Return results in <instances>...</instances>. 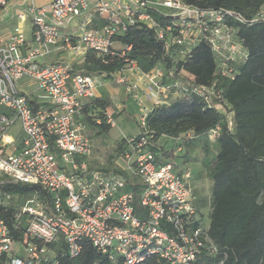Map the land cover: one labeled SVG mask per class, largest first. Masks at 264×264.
Returning <instances> with one entry per match:
<instances>
[{
    "label": "built area",
    "instance_id": "2783aa9c",
    "mask_svg": "<svg viewBox=\"0 0 264 264\" xmlns=\"http://www.w3.org/2000/svg\"><path fill=\"white\" fill-rule=\"evenodd\" d=\"M190 1L51 0L38 5L37 0H0V10L9 4L15 7L12 32L0 42V108L9 111L0 115V185H39L53 200L51 212L37 195L21 207L17 213L25 228L21 242L12 238L6 222L0 220V258L7 257L10 264L46 263L50 245L60 236L72 257L79 256L81 242L88 241L119 264H144L153 255L170 264H195L202 254H218L208 231L209 207L196 206L195 176L180 156L184 147H178L172 158L158 160L146 139L137 142L134 137L127 139L128 149L119 157L123 173L92 165L94 146L85 133L82 110L96 98L99 77L75 68L89 51L124 58L131 46L121 45L116 38L142 25L154 30L169 52L177 46L185 55L207 40L223 74L232 76L230 63L243 60L246 53L225 18L244 19L231 11L202 9ZM155 13L166 18L164 24L154 18ZM96 19L107 24L91 28ZM257 20L264 21V6L252 21ZM56 53L62 58L46 62ZM126 61V68L114 77L124 83L123 73L137 70L133 86L141 88L138 123L144 129L152 107L169 104L179 93L173 89H183L192 78L182 71L175 79V73L163 66L144 73ZM26 89H34L35 96ZM197 91L207 93L216 108H224L213 102L211 89ZM233 117V112L228 113L230 128ZM105 118L107 125L116 127L113 112ZM220 131V127L211 130L209 139L214 141ZM131 182L142 186L140 215L135 195L127 189ZM12 199L0 189V206Z\"/></svg>",
    "mask_w": 264,
    "mask_h": 264
},
{
    "label": "trees",
    "instance_id": "16d2710c",
    "mask_svg": "<svg viewBox=\"0 0 264 264\" xmlns=\"http://www.w3.org/2000/svg\"><path fill=\"white\" fill-rule=\"evenodd\" d=\"M202 9L231 11L241 16L244 22L226 16L225 24L234 32V39L240 44L246 57L232 62L233 75H224L219 68L220 61L210 43L203 39L185 55L174 47L167 51L165 43L159 40L154 30L142 25L130 27L116 39L123 46H131L124 58L99 56L89 51L84 62L75 66L87 75L114 79L117 72L128 65L127 59L136 64L141 72H150L157 66L173 71L175 79L184 71L192 78L190 84L172 97L169 104L155 105L146 119V128L140 129L137 142L147 140V148L160 160L173 157V152L184 147L182 162L188 164L196 158L193 153L203 154L202 165L210 181V198L197 193L196 206L209 207L208 231L218 247L217 255L202 254L195 264H264V21H252L264 6V0H191ZM164 24L165 17L153 14ZM107 24L96 19L91 28L100 29ZM171 80L174 84L176 80ZM206 87L214 92L213 102L208 94L197 91ZM217 95V96H216ZM39 107L40 104L30 102ZM113 107L108 97H97L87 103L82 114L89 127L97 129V136H109L112 128L106 124V113ZM111 112V111H110ZM233 112V126L230 128L228 113ZM9 111L0 108V115ZM120 114V113H119ZM114 118L118 116L113 113ZM98 120L101 123L98 124ZM220 127V135L211 141L208 134ZM190 135V137H188ZM130 139V138H129ZM172 142L166 146L162 140ZM128 149L127 139L120 141L112 158H119ZM106 172L123 173L120 168L102 169ZM195 176V173H194ZM140 184L128 185L134 193L136 214L140 215ZM0 189L13 196L7 206H0V220L8 225L16 242L25 238V228L17 220V213L25 204L17 197L37 195L51 212L52 195L34 184H3ZM79 256L72 257L62 236L52 245L48 262L40 264H119L113 263L107 255L99 252L88 241H82ZM0 264H10L7 257L0 258ZM144 264H170L153 255Z\"/></svg>",
    "mask_w": 264,
    "mask_h": 264
},
{
    "label": "rangeland",
    "instance_id": "374dc122",
    "mask_svg": "<svg viewBox=\"0 0 264 264\" xmlns=\"http://www.w3.org/2000/svg\"><path fill=\"white\" fill-rule=\"evenodd\" d=\"M46 5V4H45ZM10 11L0 10V42L6 40L12 31ZM30 23L26 25V33L29 32ZM138 72L134 68L123 73L124 83H118L116 77L107 79L104 76L99 77V92L103 97H109L113 101V107L110 111L118 116L115 118L116 127H114L109 136H97V129L85 125V133L94 146V155L92 165L100 169L120 168L119 158H112L115 149L120 141L136 137L139 132L138 120L141 115V106L139 103L141 88H134V82L137 80ZM126 107V108H125ZM120 113V114H119ZM18 131V127L14 133ZM166 146H171L169 140H162ZM196 158L188 163L189 167L195 173L194 185L197 193L205 198H210L212 192V182L208 178L202 165L203 154L197 150L193 153ZM31 197H17V202H26Z\"/></svg>",
    "mask_w": 264,
    "mask_h": 264
},
{
    "label": "crops",
    "instance_id": "0c3cea01",
    "mask_svg": "<svg viewBox=\"0 0 264 264\" xmlns=\"http://www.w3.org/2000/svg\"><path fill=\"white\" fill-rule=\"evenodd\" d=\"M51 0H37V4L38 5H45V4H48L49 2H50ZM5 10V12H8V11H10V16H11V21H12V23H11V27H13V24L15 23V21L13 20V16H14V13H15V7H14V5H12V4H9V6L6 8V9H4ZM27 25V24H26ZM31 27V26H30ZM12 32V31H11ZM27 35H29V38H30V29H29V32L27 33ZM60 58H62V56L61 55H59V54H53L51 57H49L48 59H47V61L46 62H49V63H52V62H55V61H57V60H59ZM27 90V89H26ZM27 92H28V94L29 95H31L32 97H34L35 95V90L34 89H28L27 90ZM103 96H105V95H102V93H100L99 92V85L97 86V89H96V98L97 97H103ZM109 98V97H108ZM111 99V98H110ZM112 100V99H111ZM113 102V101H112ZM126 108V107H125Z\"/></svg>",
    "mask_w": 264,
    "mask_h": 264
}]
</instances>
